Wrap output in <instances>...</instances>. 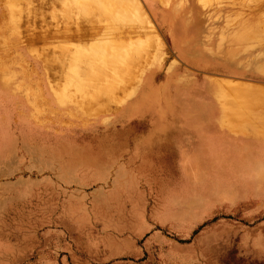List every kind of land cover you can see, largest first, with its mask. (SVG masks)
<instances>
[{"label":"rangeland","instance_id":"374dc122","mask_svg":"<svg viewBox=\"0 0 264 264\" xmlns=\"http://www.w3.org/2000/svg\"><path fill=\"white\" fill-rule=\"evenodd\" d=\"M137 1L150 22L153 35L149 38L155 40L140 46L132 65L128 62L125 79L113 89L115 95L151 78L129 101L132 104L146 92L145 109L128 117L124 112L127 104L106 113L96 112L105 110L103 102H114L113 97L90 88L86 83H96L92 78L84 81L80 72L69 75L77 54L74 48L88 46L95 37L103 36L89 31L88 27L94 26L93 16L82 10L81 2L0 0V86L10 85L5 79L11 77L3 76L4 71L16 73L18 78L12 81L15 89L0 88V194L16 197L28 175L53 168L45 156L58 149L64 152L65 166L74 159L78 174L71 184L78 188L76 200L81 208L90 207L91 217H95V233L89 237L80 233L74 248L56 252L53 244L30 237L22 206L17 209L14 201L12 205L0 201V264H264V152L242 148L245 142H264V109L260 108L264 96L245 90L224 91L212 82L219 78L262 85L218 75L208 77L209 92L219 104V125L239 137L234 142L204 129L207 161L170 163L164 175L139 179L136 186L127 187L129 179L120 177L121 163L113 155L121 137L147 127L182 122L180 108L185 93L198 92L200 77L179 59L178 43L212 58L223 57L228 63L235 60L238 67L251 69L250 73L264 74V0ZM6 3L20 9L18 26L9 24ZM102 20L109 19L103 15ZM141 28L130 32L136 40L131 45L133 52L145 36L146 27L145 31ZM81 58L77 59L82 64L79 67L85 69L89 60L82 62ZM84 85L89 89L81 88ZM56 90H61L60 95L80 96L78 101H86L83 108L57 100ZM52 95L58 105L49 104ZM243 101L253 108L247 111L248 118L242 117L246 113H241L238 105ZM36 133L41 134L37 137ZM228 143L238 145L234 148ZM39 149L42 159L35 156ZM80 154L95 162L88 166L79 161ZM99 158L104 163L95 165ZM63 180L65 186L71 185L70 177ZM138 217L145 222L138 229L143 234L134 236L132 228ZM105 221L111 224L107 232L103 231Z\"/></svg>","mask_w":264,"mask_h":264},{"label":"crops","instance_id":"0c3cea01","mask_svg":"<svg viewBox=\"0 0 264 264\" xmlns=\"http://www.w3.org/2000/svg\"><path fill=\"white\" fill-rule=\"evenodd\" d=\"M53 38L54 36L50 37V39ZM55 38H58V36L56 35ZM176 48L179 53V59L184 62V65L189 66L197 72V75L200 77L198 92L193 94L189 92L185 93L184 99L186 100L184 101L186 102L180 108V119L182 122L178 124L172 123L167 127L158 125L147 127L137 133L130 134V137H121L119 139V147L118 149H114L113 155L114 157L118 156L116 158L121 163L119 167L120 177L129 179L125 182L127 187L131 185L136 186L139 179L156 178L164 175L169 170L170 163L207 161L209 150L205 142L207 134L203 131L204 129L208 130L209 134L213 136L224 135L233 140L238 139L236 137L239 136H235L229 130L219 125V104L217 99L209 92V76L218 75L237 78L264 86V74L250 73L251 69L248 71L238 67L233 60L231 63H228L223 57L221 59L212 58L201 50H193L186 46H180L179 43ZM149 81H151V78H148L147 82L142 79L138 83H135V88L122 90L120 93L113 95L115 101L105 100L103 102H106L103 105L105 110L96 112L106 113L112 108L127 104V110L124 111L126 116L132 117L141 113L148 103V94L142 92L141 96L132 100V104H129V101L137 95L139 87L143 86L146 88ZM48 101L49 104L54 102L58 105L57 100H54V96L53 99ZM193 104H197L196 108L193 107ZM212 110L214 111L212 112ZM205 117L206 119L209 118V121H204ZM35 121L39 125L45 126L44 123L41 124L42 120L37 121L36 119ZM35 129L32 128V131ZM40 134L36 133V136L38 137ZM235 144L228 143V146L236 148ZM243 145L242 148L244 150H253L255 153L258 149L264 152V142H245ZM35 153V156L42 159L43 153L40 149L35 151ZM63 154L64 152H60L58 149H55L54 154L47 153L45 159L52 161L47 164L54 165L53 168L43 170L40 174L28 175L25 186L16 191L14 195L16 197L9 195L6 198V196H1L0 194V201L4 202L7 200L10 205L14 201L17 204L15 208L19 209L22 206L25 209L24 224L30 227L28 231L30 237H36V239L42 242L53 244L56 252L68 250L67 248H74V243L78 241L80 233L84 237H89L93 232L95 233V217H91L90 207H80L79 202L76 200L78 188L71 184L73 182L72 178L78 174L77 170L74 169V159H71L69 161L70 164L65 166ZM77 156L80 158L79 161L87 163L88 166L95 162L89 156L81 154ZM103 163L104 159L99 158L96 160L95 165ZM64 166L67 168H64ZM64 177L71 178V181H68L71 184L70 186H65ZM18 185V183H15L14 186L18 187ZM134 206L137 207L136 205ZM134 209L132 207V210ZM120 216H122V213H120ZM160 221L164 222L161 219ZM144 224L145 222L142 218L135 222L134 228H132L134 236L143 234L138 229H140L139 226H144ZM173 224L175 225V223ZM110 225L109 222L105 221L103 231L107 232ZM129 226H132V223ZM53 246H50V248Z\"/></svg>","mask_w":264,"mask_h":264},{"label":"bare ground","instance_id":"6f19581e","mask_svg":"<svg viewBox=\"0 0 264 264\" xmlns=\"http://www.w3.org/2000/svg\"><path fill=\"white\" fill-rule=\"evenodd\" d=\"M22 1V0H21ZM39 1V0H38ZM63 2V4L66 3H71V5H73L75 2H81V8L82 10L85 12L87 11V13L89 12L92 16H93V24L94 26L91 25V27L89 26L88 28L89 31H91L92 33L95 32H100L102 33L103 36L100 37H95L93 39V43L89 44L88 46H80L75 47L76 45H74V53L76 52V57L72 62V65L70 66V71H69V75H74L75 73L80 72L79 74L82 75L81 77L84 78L85 80L90 81V79L92 78L93 82L95 81L96 83H86L87 85H89L90 88L92 89H96V90H103L105 91L104 93H108L106 95H108L110 97V99L113 97L114 95V90L115 88L119 87V85L123 82V80L125 79L124 77V72L127 69L128 66V62L132 61L134 62V56H135V52L139 50L140 46H143L147 43H150L153 41V39L155 40L154 37L149 38V35H153V33L151 32V26L149 25L150 22L147 19V17L145 16V13L143 15L141 9L140 8L141 5H139V2L137 0H61ZM168 1V0H166ZM203 2V1H202ZM208 2V1H207ZM7 3H10V1H8ZM6 3V4H7ZM16 4L18 2H15ZM24 3V0H23ZM169 3V2H168ZM78 4V3H77ZM80 4V3H79ZM76 6V5H74ZM26 7V6H25ZM24 8V7H23ZM19 9V8H18ZM18 9L16 8V6H14L13 4H7V9L5 12V14L7 13L9 16V20H7V22H9L10 25L13 26H18ZM20 10V9H19ZM79 10V9H78ZM76 11V9H75ZM67 13V15L69 14L68 11H64ZM2 17H5L6 15H4V13L2 14ZM80 15V14H79ZM103 15L107 16L109 20H102ZM143 15V16H142ZM76 16V15H75ZM81 16V15H80ZM84 16V15H83ZM79 17V16H78ZM77 18V17H76ZM81 18V17H80ZM79 18V19H80ZM87 18V17H86ZM7 19V18H6ZM32 19V18H31ZM83 19V18H81ZM25 20V19H24ZM35 20V19H34ZM76 20V19H75ZM32 21V20H31ZM79 22V21H78ZM84 22V21H83ZM7 25V24H6ZM255 25V24H254ZM261 25V23H260ZM9 26V25H8ZM8 26L6 29H8ZM138 28H143V30L145 31V27H146V33L144 37H141V43L139 44V46L135 49V51L133 52V48H132V43H134L136 40L131 36L130 32H133V28L135 29V27ZM14 28V27H13ZM17 28V27H15ZM141 28V30H142ZM80 29V28H79ZM258 29V28H257ZM12 30V29H11ZM68 30V29H67ZM66 30V31H67ZM77 30V28H76ZM81 30V29H80ZM131 30V31H130ZM141 30H137L138 32H140ZM262 31H264V29H261ZM260 30V31H261ZM15 31V30H13ZM60 31V30H59ZM58 31V32H59ZM78 32H80L79 30H77ZM77 32V33H78ZM142 32V31H141ZM16 33V32H15ZM56 33V32H55ZM71 34V32H69ZM61 34V33H60ZM63 34H65V32H63ZM73 34V32H72ZM80 34V33H79ZM99 34V33H98ZM12 35V34H11ZM10 35V36H11ZM66 35V34H65ZM77 35V34H76ZM74 35V36H76ZM7 36V35H6ZM14 36V35H13ZM59 36V35H58ZM24 37V36H23ZM66 37V36H65ZM78 39L82 38L83 35H79L77 36ZM256 37V36H255ZM258 37V36H257ZM27 38V37H24ZM47 38V37H46ZM118 38H120L118 40ZM64 39V38H63ZM91 39V38H89ZM89 39H85V40H89ZM151 39V41H149ZM34 40V39H33ZM67 40V39H66ZM71 40V39H69ZM92 40V39H91ZM148 41V42H147ZM2 42V41H1ZM21 42V41H20ZM33 42V41H31ZM60 42V41H59ZM72 42V40L70 41ZM87 42V41H86ZM91 42V41H88ZM87 42V43H88ZM4 43V42H3ZM26 43V42H25ZM69 43V42H68ZM2 44V43H1ZM71 44V43H70ZM73 44V43H72ZM71 44V45H72ZM75 44V42H74ZM7 45V44H6ZM4 45V46H6ZM13 45V44H12ZM65 45V44H64ZM70 45V46H71ZM61 46V45H60ZM73 46V45H72ZM3 47V46H2ZM57 47H59L57 45ZM63 46H61L60 48H62ZM58 48V49H60ZM66 48V47H64ZM71 48V47H70ZM1 50V49H0ZM33 51V48L31 49ZM62 49H60L61 51ZM71 50V49H70ZM233 50V49H232ZM237 50V49H236ZM65 51V49H64ZM63 51V52H64ZM4 52V51H3ZM68 52V51H67ZM35 53V52H32ZM36 55V54H35ZM45 55V54H44ZM69 55V54H68ZM67 55V56H68ZM74 55V54H73ZM235 55V54H234ZM1 56V55H0ZM39 56V55H38ZM137 56V55H136ZM63 57V56H62ZM61 57V58H62ZM71 57V54H70ZM79 57H83V59L81 60L82 62H84V58L85 61L88 62V67L86 66V62H85V69L80 68L78 64V58ZM58 58V57H57ZM71 58V59H72ZM137 58V57H136ZM60 59V58H59ZM69 60V58H66ZM238 59V58H236ZM137 60V59H136ZM43 61V59H42ZM46 61V60H44ZM81 61L79 63H81ZM235 61V60H234ZM239 61V60H238ZM47 62V61H46ZM55 62V59H54ZM58 62V61H57ZM236 62V61H235ZM1 63V62H0ZM4 64V62H2ZM65 63V62H64ZM131 63V62H130ZM129 63V64H130ZM238 63V62H237ZM50 64V63H48ZM47 64V65H48ZM51 65V64H50ZM70 65V64H69ZM132 65V63L130 64ZM246 65V64H245ZM248 65V64H247ZM246 65V66H247ZM46 66V65H45ZM68 66V65H67ZM48 66H46L47 68ZM45 68V67H44ZM80 68V69H79ZM259 70H261V68H258ZM257 69V70H258ZM69 70V68H68ZM6 72V71H4ZM2 72L3 76H10L11 79H8L5 81H7L9 85V87H11L12 89H15L17 87V85H13L12 81H16L18 78L16 73H4ZM14 72V71H12ZM127 73V72H126ZM110 74V78H107V76ZM129 74V73H127ZM65 75V74H64ZM1 77V75H0ZM65 78V77H64ZM66 79V78H65ZM86 81V82H88ZM213 81V80H212ZM63 83V82H62ZM60 83V84H62ZM105 83V84H104ZM213 86L218 87L223 89L224 91H236V90H245V92H256L258 94H260L261 96H264V87L263 86H255V85H248L244 82H238V81H233V80H222L219 78H215V80L212 82ZM84 85L81 88H84L86 90H88V86ZM61 86V85H60ZM5 88L7 91L10 89L8 86L4 84H2L0 86V88ZM54 87V86H53ZM115 87V88H114ZM61 88V87H60ZM53 89V88H52ZM112 89L113 92L110 90ZM218 89V90H221ZM58 90V89H57ZM57 93H54L55 97L57 98V100L65 102L66 104H72L73 106H78L80 108H83L84 104L86 101L81 100L78 101L77 99L80 98V96H75L70 95L69 93H66L67 95H60V91H57ZM106 90H110V92H106ZM75 91V90H74ZM93 90H91L92 92ZM102 91V92H103ZM222 91V90H221ZM112 92V93H111ZM95 93V92H93ZM99 93V92H98ZM95 94V96L100 95L99 94ZM62 94V93H61ZM113 94V95H112ZM215 94V93H214ZM252 94V93H251ZM86 95V94H85ZM104 94L101 95V98L103 97ZM2 96V95H1ZM87 96V95H86ZM93 97L94 99H96L97 97ZM107 96V97H108ZM251 96V95H250ZM53 97V96H52ZM106 97V96H104ZM106 97V98H107ZM108 97V98H109ZM218 98V97H217ZM3 99V98H2ZM89 99V98H88ZM98 99V98H97ZM194 99V98H193ZM251 99V98H250ZM186 100V99H185ZM91 101V100H90ZM117 101V100H116ZM254 101V100H253ZM2 102V101H1ZM88 102V101H87ZM103 102V101H102ZM101 102V103H102ZM119 102V101H118ZM121 102V101H120ZM186 102V101H184ZM94 103V102H93ZM106 103V102H105ZM104 103V104H105ZM198 103V102H197ZM235 103V102H234ZM192 104V103H191ZM230 104V103H229ZM90 105V104H89ZM103 105V103H102ZM194 105V104H193ZM234 105V104H233ZM231 104V106H233ZM239 108L241 113H246L245 116L246 118L250 117L249 113H247V111L253 109L250 108L251 105L250 103H246V102H240L239 104ZM98 106V105H97ZM140 106V105H139ZM221 106V105H220ZM230 106V105H228ZM227 106V107H228ZM260 108L264 109V103L260 104ZM186 107V106H185ZM238 107V106H237ZM236 107V108H237ZM104 108V107H103ZM140 108V107H139ZM189 109V108H188ZM133 112V111H132ZM136 112V111H135ZM186 112V111H184ZM251 113V112H250ZM6 114V113H5ZM184 114V113H183ZM223 114V113H222ZM133 115V114H131ZM263 115V114H261ZM250 119V118H249ZM262 124V123H261ZM256 126V125H255ZM2 130V129H1ZM250 135V134H249ZM184 171L186 172V175L188 177L191 176V173L189 171L188 165L185 166L184 164Z\"/></svg>","mask_w":264,"mask_h":264}]
</instances>
